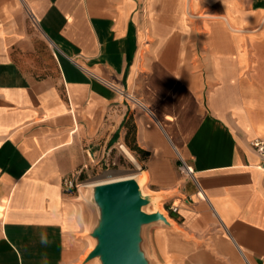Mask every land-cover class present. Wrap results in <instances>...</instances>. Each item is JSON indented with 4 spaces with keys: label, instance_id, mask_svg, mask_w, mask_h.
<instances>
[{
    "label": "crops",
    "instance_id": "crops-1",
    "mask_svg": "<svg viewBox=\"0 0 264 264\" xmlns=\"http://www.w3.org/2000/svg\"><path fill=\"white\" fill-rule=\"evenodd\" d=\"M257 139L264 0H0V264H82L64 180L112 166L181 203L198 264H264Z\"/></svg>",
    "mask_w": 264,
    "mask_h": 264
},
{
    "label": "water",
    "instance_id": "water-1",
    "mask_svg": "<svg viewBox=\"0 0 264 264\" xmlns=\"http://www.w3.org/2000/svg\"><path fill=\"white\" fill-rule=\"evenodd\" d=\"M147 183L134 176L88 188L85 204L97 215L91 229L95 244L82 264H147L138 246L141 227L153 222L170 225L162 213L146 211L162 199L144 194Z\"/></svg>",
    "mask_w": 264,
    "mask_h": 264
},
{
    "label": "rangeland",
    "instance_id": "rangeland-1",
    "mask_svg": "<svg viewBox=\"0 0 264 264\" xmlns=\"http://www.w3.org/2000/svg\"><path fill=\"white\" fill-rule=\"evenodd\" d=\"M198 15L191 13L187 14V24L193 25L199 20L196 18ZM200 16H204V13H200ZM198 23V22H197ZM198 35H204V32L199 26L195 28ZM181 168V166H180ZM180 172L183 175L187 173ZM138 172L131 167L116 168L110 167L107 169L89 168L82 173L81 181L85 183H95L108 178L122 177L126 175L137 174ZM76 197H79L86 206V197L90 192L88 188L80 187L76 191ZM145 195H156L150 192L146 186L144 187ZM84 196V198L82 197ZM187 203L191 202L190 199H186ZM173 203V201L165 202L163 199H158L156 203L150 204L147 208V212H160L167 218L170 225L162 222H153L151 224L143 225L140 231L139 250L147 264H198L195 260L199 247L191 249L193 245L198 244L200 241L194 233L190 232L182 218L178 215L179 207L181 203L179 201ZM174 205L177 207V211L173 210ZM178 205V206H177ZM98 211V210H97ZM96 211V212H97ZM88 228L84 233V238L87 240L89 247L86 256L93 250L95 241L91 235L93 223L96 220L97 215L95 210L89 211ZM199 249H202L200 247ZM206 248H203V250Z\"/></svg>",
    "mask_w": 264,
    "mask_h": 264
},
{
    "label": "built area",
    "instance_id": "built-area-1",
    "mask_svg": "<svg viewBox=\"0 0 264 264\" xmlns=\"http://www.w3.org/2000/svg\"><path fill=\"white\" fill-rule=\"evenodd\" d=\"M251 147L255 151V153L262 159L263 165L260 167L262 171H264V140H254L251 142ZM181 171L184 173H187L188 175H193V170L188 167L186 163H182L181 165ZM82 172H78L73 177L67 178L64 180V187L68 191H78L80 187L84 184L81 181ZM176 210V207H175ZM174 210V211H175Z\"/></svg>",
    "mask_w": 264,
    "mask_h": 264
},
{
    "label": "bare ground",
    "instance_id": "bare-ground-1",
    "mask_svg": "<svg viewBox=\"0 0 264 264\" xmlns=\"http://www.w3.org/2000/svg\"><path fill=\"white\" fill-rule=\"evenodd\" d=\"M144 177L141 176V180L144 179V180H148V174H143ZM134 177L133 175H127V176H124V177H119V178H114V179H107V180H102V181H99V182H95V183H85L82 185L83 188H92V187H96V186H100V185H104V184H108V183H112V182H116V181H121V180H124V179H130ZM84 198V196H82Z\"/></svg>",
    "mask_w": 264,
    "mask_h": 264
},
{
    "label": "trees",
    "instance_id": "trees-1",
    "mask_svg": "<svg viewBox=\"0 0 264 264\" xmlns=\"http://www.w3.org/2000/svg\"><path fill=\"white\" fill-rule=\"evenodd\" d=\"M135 150H137V149H135Z\"/></svg>",
    "mask_w": 264,
    "mask_h": 264
}]
</instances>
